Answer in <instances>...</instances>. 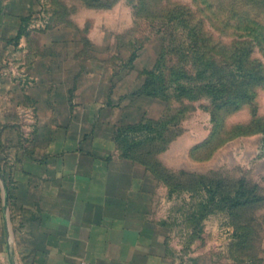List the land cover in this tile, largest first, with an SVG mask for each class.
<instances>
[{
	"label": "rangeland",
	"instance_id": "obj_1",
	"mask_svg": "<svg viewBox=\"0 0 264 264\" xmlns=\"http://www.w3.org/2000/svg\"><path fill=\"white\" fill-rule=\"evenodd\" d=\"M90 1L86 9L79 8L80 0H37L21 44L12 41L0 48V134L7 132L8 121H16L10 126L14 129L9 130L14 135L23 133L27 151L35 149V121L48 118L50 112L43 110V104H36L31 86L43 81L51 93L53 72L60 65L48 60L59 52L66 53L60 44L44 43L51 37L67 36L66 31L57 32L54 27L58 24L77 29L78 39L83 40L72 55L79 60L91 59L85 71L111 76L108 82L113 84V95L123 113L130 110L139 115L145 111L153 118L167 114L172 118L166 134L172 140L167 149L154 152L152 157L140 154L139 159L158 160L171 170L211 173L228 181L246 177L250 183L259 184L263 200L243 209L234 220L217 212L197 223V218L190 215L194 205L197 211L201 192L197 197L189 190L168 194L165 182L153 173L158 184L152 197L155 214L169 216L172 240L184 248L185 264H264V131H256L257 123L264 121V79L251 83L253 100L244 98L240 109L229 105L220 110L215 122L213 96L203 88L210 74L197 73L205 62H214V67L230 63L233 47L238 45L244 51V60L264 77V0ZM175 14L186 19L189 26L184 27L178 19L169 21ZM190 28L198 32L200 39L188 34ZM157 38L164 42V73H179L180 83L187 88L185 93L171 94L167 100L140 95L136 87L144 77L143 70L155 64ZM134 51L139 56L132 64L129 57ZM45 59L48 62H42ZM66 66L61 65L63 70ZM214 75V81L217 76L221 78L219 73ZM231 81L235 80L223 79L228 84ZM18 84L25 89L24 94L17 91ZM243 87L244 84L239 88ZM240 92L234 88L230 98ZM17 121L21 123L19 128ZM242 129L249 132L234 135ZM238 219L240 222L234 224ZM237 226L249 237L242 246L234 239Z\"/></svg>",
	"mask_w": 264,
	"mask_h": 264
},
{
	"label": "crops",
	"instance_id": "obj_2",
	"mask_svg": "<svg viewBox=\"0 0 264 264\" xmlns=\"http://www.w3.org/2000/svg\"><path fill=\"white\" fill-rule=\"evenodd\" d=\"M36 4L0 0V48L21 44L25 34L17 37L18 32ZM54 28L67 36L44 44H60L66 53L48 60L60 65L51 93L43 81L31 86L36 104L50 112L35 121V149L27 151L23 133L9 130L16 121H8V133L0 134V264H185L184 248L172 240L169 216L155 214L153 172L124 157L114 139L122 122L150 116L123 113L111 76L106 81L104 73L85 71L91 59L72 55L83 40L77 29ZM16 89L25 92L19 84Z\"/></svg>",
	"mask_w": 264,
	"mask_h": 264
},
{
	"label": "trees",
	"instance_id": "obj_3",
	"mask_svg": "<svg viewBox=\"0 0 264 264\" xmlns=\"http://www.w3.org/2000/svg\"><path fill=\"white\" fill-rule=\"evenodd\" d=\"M81 1L87 4V6H90L91 4L90 0ZM177 5L182 4L178 3ZM135 15H137L136 11ZM29 19L30 16L25 18V26L20 29L17 37L26 34ZM176 19H178V23L183 24L184 27L189 26L187 23L188 21L182 18L181 15L175 14L169 21ZM188 34L196 40L200 39L198 32L192 28H190ZM257 34L259 35L260 33ZM157 40L159 51L155 64L152 67L143 70L144 77L142 79V84L137 90L140 95L167 100L171 94L180 96V93H185L187 88L186 85L180 83L182 75L180 76L179 73H164L162 68L164 42L159 38H157ZM241 50L242 53L238 54ZM243 52V49L238 47V45L234 46L232 51L234 58L230 63H227L225 66L215 65L216 67H214V62H205L201 65L203 68L198 69L197 73L200 76L209 73V76L211 77V79H208V82L204 83L203 88L207 89L206 91L210 92L213 96L214 108L212 111V117L215 122L220 110L226 109L229 105H233L235 109H240L245 103L244 98L253 100L254 97L249 92L251 83L264 79L260 71L257 70L252 63H248L244 60ZM138 56V53L134 51L129 57V62L134 64V61ZM217 73L221 74L219 75L221 78L218 79L217 76V80L214 81V74ZM230 77L235 81H231L229 84L223 82V79ZM240 77L243 78L239 80ZM242 84L245 86L243 89H241L242 87L239 88ZM234 88L241 92L236 95L234 99H231L230 96L233 94ZM167 115L168 116L162 115L158 118L143 117L140 120L122 122L115 130L114 139L124 157L138 160L145 165L159 179L165 182L169 188V193L180 194L182 191L189 190L192 192V196L197 197V194L201 192L202 198L197 204V211L195 210L196 206L194 205L193 213L190 215L192 219L197 218V223H202V221H204L209 215L217 212L226 213L232 219L237 218L243 209L250 207L251 205L254 206L263 200L259 184L250 183L246 177H240L235 181H228L226 177L211 173L190 172L185 169L171 170L155 159H139L140 154L146 157H152L154 152H163L167 149L168 143L172 140L170 137L167 138L166 135L170 131V122L172 120L169 114ZM257 124L256 131H264V121L261 122L260 125L259 123ZM247 130L250 129L247 128ZM247 132L249 131H244V129H242V131H239L234 135L239 136ZM159 142L162 144V147L160 148H158ZM196 149L197 147H195L194 152ZM209 157H211V153L209 154ZM199 159H202V157ZM238 222H240V220L236 221L234 224L237 225ZM239 228L240 227L238 226L235 228L234 239L237 242L239 240V244L241 243L242 246V244L244 245L245 243L244 241L249 240V237L248 234L241 233Z\"/></svg>",
	"mask_w": 264,
	"mask_h": 264
},
{
	"label": "built area",
	"instance_id": "obj_4",
	"mask_svg": "<svg viewBox=\"0 0 264 264\" xmlns=\"http://www.w3.org/2000/svg\"><path fill=\"white\" fill-rule=\"evenodd\" d=\"M80 264H95V263H92V262H90V261H88V260H82V261L80 262Z\"/></svg>",
	"mask_w": 264,
	"mask_h": 264
},
{
	"label": "water",
	"instance_id": "obj_5",
	"mask_svg": "<svg viewBox=\"0 0 264 264\" xmlns=\"http://www.w3.org/2000/svg\"><path fill=\"white\" fill-rule=\"evenodd\" d=\"M5 200H6V206H7V204H8V195H7V192H6V198H5Z\"/></svg>",
	"mask_w": 264,
	"mask_h": 264
}]
</instances>
